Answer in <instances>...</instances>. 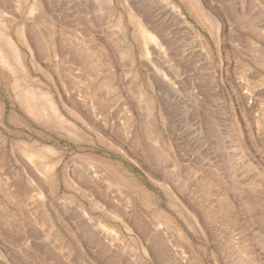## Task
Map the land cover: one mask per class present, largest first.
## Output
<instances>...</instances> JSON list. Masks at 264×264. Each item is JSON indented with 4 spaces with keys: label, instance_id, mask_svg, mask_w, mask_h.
<instances>
[{
    "label": "rangeland",
    "instance_id": "obj_1",
    "mask_svg": "<svg viewBox=\"0 0 264 264\" xmlns=\"http://www.w3.org/2000/svg\"><path fill=\"white\" fill-rule=\"evenodd\" d=\"M0 264H264V0H0Z\"/></svg>",
    "mask_w": 264,
    "mask_h": 264
},
{
    "label": "bare ground",
    "instance_id": "obj_2",
    "mask_svg": "<svg viewBox=\"0 0 264 264\" xmlns=\"http://www.w3.org/2000/svg\"><path fill=\"white\" fill-rule=\"evenodd\" d=\"M177 9H178V8H177ZM174 10H175V9H174ZM177 11H178V10H177ZM175 12H176V11H175ZM139 26L141 27V24H140ZM141 30H142V29H141ZM145 30H146V29H145ZM145 30H144V31H145ZM148 32H149V33H148L149 37H152L151 34H153V33H151V31H149V30H148ZM150 33H151V34H150ZM153 36H154V35H153ZM149 37H148V38H149ZM154 37H155V36H154ZM142 38H143V37H142ZM152 39H153V38H152ZM143 40H145V39L143 38ZM146 40H147V39H146ZM149 40H150V39H149ZM153 40H154V39H153ZM153 40L150 41V42L153 43ZM156 40H157V39H155L154 42H156ZM8 41H9V40H8ZM9 42H10V41H9ZM159 42H160V41H159ZM9 44H10V43H9ZM145 44H146V43H145ZM154 44H156V43H154ZM154 44H153V45H154ZM6 45H8V44H6ZM10 45H11V44H10ZM10 45H9V48H10ZM157 45H158V43H157ZM159 45H161V44H159ZM159 45H158V47H159ZM12 46H13V45H12ZM146 46H147V45H146ZM161 47H162V46H161ZM161 47H159V48H161ZM13 48H14V47H13ZM13 48H12V49H13ZM144 48H145V46H144ZM156 48H157V47H156ZM159 48H157V49H159ZM157 49H156V50H157ZM162 49H163V48H161V49H159V50H157V51L161 52V51H163ZM144 50H146L145 52H147V50H148L147 47H146ZM160 50H161V51H160ZM146 54H148V52H147ZM161 54H162V53H161ZM144 55H145V54H144ZM162 55H163V54H162ZM145 57H147V56H145ZM70 60H71V59H70ZM16 82H17V81H16ZM34 84H36V83H34ZM34 84H33V85H34ZM37 84H38V83H37ZM37 84H36V85H37ZM30 86H32V85H30ZM34 86H35V85H34ZM46 89H47V88H43V87L40 86V85H39V86L37 85L36 87H34V90H35L34 92H35V94L37 95L38 100L40 99L41 101H43V103H47V102H48V98H49V96H48V92H47ZM51 97H52V96H51ZM52 101H53V100H52ZM52 101H51V102H52ZM25 102H26V98H25ZM25 102H24V103H25ZM37 102H39V101H37ZM53 102H54V101H53ZM53 104H54V103H53ZM45 105H47V104H45ZM54 106H55V105H54ZM42 107H43V106H42ZM38 109H39V108H38ZM28 110H29V109H28ZM35 110H36V108H35ZM34 112H35V111H34ZM38 113H39V112H38ZM35 114H36V112H35ZM49 116H51V115H49ZM54 116L56 117L57 115L54 114ZM57 117H58V116H57ZM36 118H37V116H36ZM42 118H43V117H42ZM63 118H64V117H63ZM37 120H38V119H37ZM48 121H49V120H48ZM56 122H57V121H56ZM58 122H59V121H58ZM54 123H55V122H54ZM59 123H61V121H60ZM63 124H64V123H63ZM61 125H62V124H61ZM59 126H60V125H59ZM63 128H64V127H63ZM60 129H61V128H60ZM66 129H68V128H66ZM69 130H71V129H69ZM71 131H72V130H71ZM21 144H22V143H21ZM21 144H20V146H21ZM24 144H25V143H24ZM28 144H29V143H27V145H28ZM30 144H31V142H30ZM30 144H29V145H30ZM32 144H33V143H32ZM30 146H31V145H30ZM30 146H27L26 149H28V150H25V151H28V152H29V155L32 156V154H31L30 151H31V149L34 148V146H33V147H32V146L30 147ZM36 146H37V145H36ZM42 146H43V145H42ZM39 147H40V146H39ZM36 148H37V149H40V148H38V147H36ZM37 149H34V150H33V152H34L35 154H36L35 151H36ZM42 149H43V148H41V150H42ZM28 152H27V154H28ZM38 152H39V151H38ZM38 152H37V153H38ZM41 152H42V151H41ZM41 152H40V153H41ZM27 154H26V155H27ZM22 155H23V154H22ZM27 156H28V155H27ZM29 158H31V157L29 156ZM26 159H27V158H26ZM29 160H31V159H29ZM31 162H32V161H31ZM31 162H30V163H31ZM100 206H101V205H100ZM100 209H101V208H100ZM96 227H97V225H96ZM105 230H106V229H105ZM109 232H110V231H109ZM105 233H106V232H105ZM135 250H136V249H135ZM143 253H144V252H143Z\"/></svg>",
    "mask_w": 264,
    "mask_h": 264
}]
</instances>
